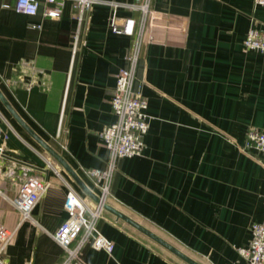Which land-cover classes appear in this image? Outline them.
<instances>
[{
    "label": "crops",
    "instance_id": "1",
    "mask_svg": "<svg viewBox=\"0 0 264 264\" xmlns=\"http://www.w3.org/2000/svg\"><path fill=\"white\" fill-rule=\"evenodd\" d=\"M82 19L70 1H40L35 15L0 0V224L13 231L8 264H59L53 234L66 219L65 194L92 200L32 136L57 152L94 194L89 169L107 151L100 133L115 121V76L133 38L113 33L108 2ZM151 35L142 45L136 85L147 100L149 128L139 156L118 162L108 204L201 264H243L237 248L264 219V165L245 149L246 131H264V54L245 50L249 28H264L253 0H151ZM58 10L57 17L45 15ZM118 21L139 13L119 7ZM50 163L51 166H48ZM16 164L14 177L6 169ZM50 185L23 219L13 206L20 165ZM110 253L86 244V264H186L106 211L97 222Z\"/></svg>",
    "mask_w": 264,
    "mask_h": 264
},
{
    "label": "built area",
    "instance_id": "2",
    "mask_svg": "<svg viewBox=\"0 0 264 264\" xmlns=\"http://www.w3.org/2000/svg\"><path fill=\"white\" fill-rule=\"evenodd\" d=\"M40 1L48 4L58 3L61 6L70 1L72 14L78 20L97 0H15L14 10L26 15H35ZM254 4L264 6V0H253ZM112 9L109 27L113 33H122L133 38L125 56V65L115 76V86L110 105L116 119L103 127L100 136L102 145L107 151V161L101 169H89L86 173L93 179L97 201L79 196L73 189L65 194L63 208L66 219L60 224L53 238L64 250V257L59 264H86L81 252L86 244L93 249L110 253L113 243L97 229V222L104 216L105 205L111 197V185L118 162L122 158L139 156L144 148V137L149 128V117L146 113L147 100L141 95L135 82V74L141 56L142 45L151 35V20L155 15L151 0H132L129 3L108 2ZM119 7L139 13L138 19L125 17L118 21L116 10ZM46 16L57 17L58 10L45 12ZM245 50H255L264 54V28L251 26L242 41ZM244 148L255 150L258 161L264 165V131L248 128ZM3 147L0 145V156ZM18 166V165H17ZM16 164L6 169V175L14 177ZM48 166H51L48 163ZM29 166L20 165V183L12 198L13 206L23 219L30 218V213L47 191L50 183L40 174L29 173ZM13 231L0 224V264H8L3 251L12 238ZM243 258V264H264V219L251 224V239L246 247L237 248ZM237 264V263H232Z\"/></svg>",
    "mask_w": 264,
    "mask_h": 264
},
{
    "label": "water",
    "instance_id": "3",
    "mask_svg": "<svg viewBox=\"0 0 264 264\" xmlns=\"http://www.w3.org/2000/svg\"><path fill=\"white\" fill-rule=\"evenodd\" d=\"M0 99L4 104L7 106V108L18 118V116L14 113V111L11 109L9 104L2 98L0 95ZM29 132L34 138L45 148V150L57 161L59 164L71 175V177L75 180V182L78 184V186L83 190L85 194H87L90 198H92L93 201H97V196L89 189L87 186L82 182V180L77 176V174L68 166V164L65 162V160L52 148H50L47 144H45L40 138H38L30 129ZM105 210L113 214L115 217L125 221L127 224L138 230L140 233L148 237L149 239L153 240L178 258H180L182 261H184L186 264H201L197 262L196 260L192 259L185 253H183L181 250L146 228L145 226L141 225L134 219L130 218L123 212L115 209L109 204L105 205Z\"/></svg>",
    "mask_w": 264,
    "mask_h": 264
}]
</instances>
